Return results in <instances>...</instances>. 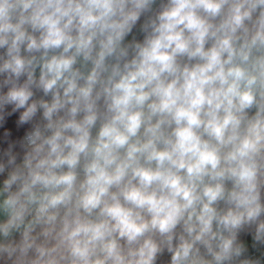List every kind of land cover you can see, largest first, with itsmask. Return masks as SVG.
I'll list each match as a JSON object with an SVG mask.
<instances>
[{
	"label": "clouds",
	"instance_id": "clouds-1",
	"mask_svg": "<svg viewBox=\"0 0 264 264\" xmlns=\"http://www.w3.org/2000/svg\"><path fill=\"white\" fill-rule=\"evenodd\" d=\"M0 264H264V0H0Z\"/></svg>",
	"mask_w": 264,
	"mask_h": 264
}]
</instances>
